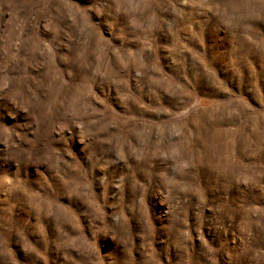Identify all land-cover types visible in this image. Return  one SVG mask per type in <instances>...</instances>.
Segmentation results:
<instances>
[{"label":"rangeland","instance_id":"1","mask_svg":"<svg viewBox=\"0 0 264 264\" xmlns=\"http://www.w3.org/2000/svg\"><path fill=\"white\" fill-rule=\"evenodd\" d=\"M0 264H264V0H0Z\"/></svg>","mask_w":264,"mask_h":264}]
</instances>
